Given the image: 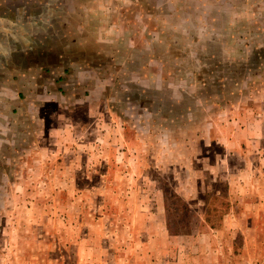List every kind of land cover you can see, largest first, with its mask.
<instances>
[{"label": "rangeland", "instance_id": "374dc122", "mask_svg": "<svg viewBox=\"0 0 264 264\" xmlns=\"http://www.w3.org/2000/svg\"><path fill=\"white\" fill-rule=\"evenodd\" d=\"M0 7V264H264V0Z\"/></svg>", "mask_w": 264, "mask_h": 264}, {"label": "crops", "instance_id": "0c3cea01", "mask_svg": "<svg viewBox=\"0 0 264 264\" xmlns=\"http://www.w3.org/2000/svg\"><path fill=\"white\" fill-rule=\"evenodd\" d=\"M3 10L4 8L1 9L0 7V58L12 56L15 54L14 51H10L8 48H10V46L16 47L15 46L16 43L18 41H21L23 37L22 33L25 31L24 25L31 26L30 30H32L33 27L36 26L39 22V19L37 18L36 14L32 13L30 15V13H24V11L21 10L20 8H19L20 12L17 11L16 13H13L12 11H7V10L3 11ZM47 15L51 19L55 17V15H51L50 17L49 11H47ZM48 23H50V20H48L47 24ZM12 42H14L15 44H12ZM0 64H1V60H0ZM5 64H9V63L7 62ZM4 73H8V71L7 72H4V70L0 71V74H4ZM2 95L3 94H0V97Z\"/></svg>", "mask_w": 264, "mask_h": 264}]
</instances>
